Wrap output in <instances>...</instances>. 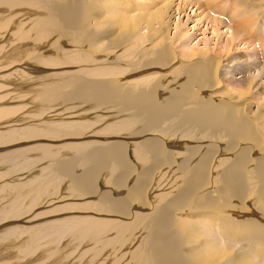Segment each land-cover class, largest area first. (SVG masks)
Returning <instances> with one entry per match:
<instances>
[{"label": "bare ground", "instance_id": "1", "mask_svg": "<svg viewBox=\"0 0 264 264\" xmlns=\"http://www.w3.org/2000/svg\"><path fill=\"white\" fill-rule=\"evenodd\" d=\"M6 1L7 3H5ZM134 1L136 12H132V10L131 12H121L122 14L119 16L118 13L122 10L119 7L113 8L111 6V3H119L114 0H53L50 2L43 0L42 3L37 0L38 3L35 4L38 5L35 7H43L45 10H42L43 16L40 14L42 18L35 19L36 17L33 18L35 16L33 15L31 16L32 19H29L30 21L36 20L33 21L34 23H29L34 26L29 32L33 31L32 29H35L37 33L41 32L39 33L40 36L35 34L36 37L33 38L42 39L45 36L48 41V35L57 34L61 38L62 36H70L73 45L70 42L61 41L62 46L57 44L58 48H55L57 49L55 52L58 54L55 55L51 52L55 55H51V58L49 55H38L39 51L35 52L36 50L32 46L35 43L31 44L32 40L28 37L30 38L28 39L29 45L28 43L25 45L26 48H29L28 51L24 45L19 46L20 42H18L19 44L16 43L18 46L9 51L7 60L5 58L2 59L3 61L0 59L2 70H7L6 68L9 69L12 65L21 64L22 66H30L29 64H31L35 67L33 59L39 64L44 63L53 68H58L60 65L71 67L76 64L91 66L92 64L96 65V63L98 65V62L107 65L120 62L116 59L115 54L114 57L109 54L111 52L113 54V51H120L125 46L127 49L124 56L127 57L131 66L128 69L126 67L127 71L122 72V80L119 83L110 79L98 81L99 79L96 78L97 81H94L93 78H87V75L84 77L83 70V77L73 76L74 73L71 70L68 72L70 74L68 77L64 75L61 77L58 74L61 78L52 83L49 82L53 76L50 77L51 79L48 78L50 79L48 84H53L54 90H51L53 88L50 90L46 88L49 91L46 92L45 89L43 96H45L46 102H52L49 99H57L59 96L61 97L60 104L65 106H71L69 103L71 100H78L81 103L98 100L105 105L114 104V108L106 110V112H112H109V115L106 114L105 119L108 120L111 116L113 119L121 120L111 122V125L105 127L107 131L96 129V132L85 133L83 123L79 121L74 125L75 128H80L78 129L80 132L74 130L77 133L69 131L68 122L62 123L61 129L53 128L50 125L41 127L44 124L42 122V124H37L41 128L34 127L35 124H32V126L20 128V130L15 128L2 132L1 137L5 140L4 144L7 145H11L13 142L29 143L38 140L58 142L63 139L68 140L71 137L84 138L85 140L92 138V142H99L95 146L89 144L92 148L86 153L81 154V149L77 154L70 155L58 162L57 167L61 171L55 170L54 174L56 175L49 177L50 180L47 178L48 183L46 185L37 179L30 180L29 184L35 186L32 191L30 189L28 192L29 195H32L28 214L34 208L44 207L47 204L49 206L55 202L62 203L69 197L77 199L87 196H94L95 198L96 196L95 210L99 215H116L125 218V220L131 218V221L129 220L127 223H123L119 219L120 223L112 224L118 231L115 232V235L119 233V238L127 239L129 236L126 240L127 244L121 243L126 247L125 250L130 248L134 252L133 255H130L131 259L126 260V264H264V211H259L260 208L264 209V44L262 43V49L260 46L254 45L255 49L253 48V50L256 52L245 50L249 53L244 56L243 54L237 56V51L234 48L236 33L243 30L250 32L251 24L258 22V18L255 16L248 17L254 7L251 12L248 9L235 14L241 6H247L246 0L241 3L239 0H222L225 1L226 5H231L233 10L230 12L227 10V12L233 13V16L236 15L238 20H235L237 22L235 25L234 19L231 16L228 17L227 23L229 29H232V33L222 32L223 35H231L226 41L217 43L218 47L213 50L209 45V41L211 38L213 40V37H203L205 40L203 47L199 43H195L194 46L189 45L187 39L188 45H183L187 33L181 30V23L177 24L175 34H171L174 15L177 14L180 18L181 15L187 16L189 12L187 9L191 4L194 5V8L196 5H199L196 6L199 9L203 8L198 0H180L184 3L180 2L179 6H177V0H161L160 2L155 0L154 3ZM219 1L210 0L211 4L208 3V5H217ZM2 2L5 3L3 4L5 8L7 7L6 11H9L10 8L15 9L13 8L14 5L20 7L23 3L26 5V0H0V4ZM28 2L30 3V1ZM3 5L0 6L3 7ZM26 8L30 7L26 6ZM101 9L103 12L99 13ZM97 10L100 11L96 13ZM109 10L111 13L107 15L106 11L109 13ZM10 11L12 12V10ZM212 11L217 12L218 10ZM258 11L260 9L256 12ZM12 14V16L16 15ZM105 14V17H99ZM9 17V15L0 17V28L12 24L8 20ZM232 23L235 26L231 25ZM118 27L125 31V36L122 37L124 42L113 46L117 41L111 37L115 33L112 32ZM145 28L148 29L147 32H143ZM210 28H213L211 34H216V36L221 34L219 26L212 25ZM207 29H204L203 33ZM1 31L4 30L0 29ZM117 33H121V31ZM214 38H216L215 41L218 40L217 37ZM37 41L38 43L42 42V40ZM57 45L54 42L52 46ZM68 45L76 48L75 53L65 50ZM1 48L0 56L4 55L7 50V47L1 46ZM14 49H20V52ZM32 49L36 53L35 56ZM45 49L47 50V48ZM61 51H64V54L72 53H70V58H66L67 61H63L61 60L62 57H59ZM96 51L102 52L107 57L98 58L100 56L98 53L96 55ZM31 54L34 58H31ZM28 57L32 60L29 59L28 63L25 64ZM128 59H132V61L129 62ZM143 60L147 62L144 63ZM36 61L35 63H37ZM181 67L184 69L182 70ZM17 69L19 68H16L15 72ZM118 69L120 68L118 67ZM35 70L43 71L37 68ZM84 70L88 72L90 69ZM105 70H96V77L106 75V72L109 71ZM142 72H146L147 75L142 76L140 80L138 76ZM182 73L185 75L181 76ZM236 73L239 74L235 77ZM44 75L47 77L50 74ZM37 76L38 79L41 77ZM135 76L137 77L134 78ZM137 79H139L138 81L145 79L146 86L140 87V90L135 92L132 86L133 84L135 86ZM149 80L151 81L149 82ZM61 82L62 84H60ZM44 83L46 84V82ZM54 83L58 84L55 86ZM36 84H40L39 81L38 83L36 81ZM66 85L71 88L64 92L63 87ZM205 90L208 91L207 95L200 96V92ZM157 94L165 95V97L159 98ZM3 106L0 108V123L5 122L1 123L0 127H9L14 108L9 105V108H4L6 105ZM55 106L57 105L55 104ZM93 106L96 109L100 105ZM45 107L41 109L43 112ZM65 109H74V107ZM18 110L20 109L18 108ZM56 111L58 110H51V114H48L51 116L50 118L55 117ZM59 112L61 113V111ZM60 113L56 116H61ZM79 114L81 113H78L77 116ZM77 116L75 115L74 118ZM52 119L50 120L51 123L53 122ZM17 120L11 119L10 122ZM56 120L59 119L56 118ZM59 121L62 122L61 119ZM20 123L17 122V124ZM58 123L55 124L54 122L55 126ZM26 131L30 132L27 133ZM104 131L107 135H104ZM22 132H26L25 136L29 137L24 138ZM115 137H118L117 140ZM22 139L23 141H21ZM34 145H38L37 149L44 152V156L48 153H50L49 155L59 154L62 152L61 150L73 146L70 143H65L50 150L52 145L45 142ZM127 148L132 150V161L127 154ZM21 149L19 148V150ZM71 149L73 148L71 147ZM34 150L36 151V149ZM16 152L18 153L15 154ZM19 153L22 155L18 150L0 152V156L13 159ZM78 165H80L81 170L77 174ZM107 168H110V171H108L106 179H110L113 187L122 191L118 197L110 196L112 191L99 189L97 186L96 182L101 176V172ZM57 172L63 176L62 180L68 179L65 183L66 186L62 189V180L58 182L56 180ZM110 176L113 178L111 179ZM128 181L130 184L127 185ZM50 187L53 188L52 191L50 190L53 194L49 192L50 194L47 195L46 190ZM12 188L14 189V187ZM67 203L63 206L50 208L40 214L37 213L35 216L31 215V219H25L26 221L22 219L25 211L20 207H14L12 212L11 210L4 212L0 221L8 220V225L0 230V240H16L24 236L25 232H29L25 244L21 247L22 250L19 248V252L25 253L26 256L32 255L33 252H36V249L32 247L34 246L32 238L39 234L48 221L31 226L17 223L13 225V221L23 220L24 223H28L47 214L78 210L79 207L82 211L90 208H84L83 205L75 206L72 202ZM23 208L26 207L23 206ZM53 221L51 222L52 227L61 236L68 232L75 235L77 231L89 234V236L90 234L101 236L102 233L106 232V229L112 230L113 228L109 226L110 223L85 216H65L60 219L55 218ZM111 233L113 232L111 231ZM120 234H124L123 236L126 237H122ZM107 235L109 236L108 233ZM79 236L85 237L82 233ZM113 238L116 237L113 236ZM100 240L102 241V239ZM96 243H100V241L98 240ZM134 245L135 248L132 250ZM19 252L17 253L19 254ZM56 252L53 251V253ZM42 254L44 256L46 253ZM7 255L10 256V254ZM51 256L53 257V255ZM9 261L13 262V260H8L2 264L9 263ZM41 262L44 261L34 263L32 261L31 263L41 264Z\"/></svg>", "mask_w": 264, "mask_h": 264}, {"label": "rangeland", "instance_id": "2", "mask_svg": "<svg viewBox=\"0 0 264 264\" xmlns=\"http://www.w3.org/2000/svg\"><path fill=\"white\" fill-rule=\"evenodd\" d=\"M27 1H30L32 7H31V5H30L29 2L27 3ZM39 1H40L39 3H42L43 2V0L42 1L39 0ZM50 1H53V0H49V2ZM111 1H113V0H111ZM114 1H117L119 3H111L112 4L111 6L113 8L114 7L115 8H118L119 7L122 10V11H120L118 13L119 16L122 13H125L127 11H130L131 12V10H132V12H136V10H135L136 7H134L135 6L134 5V3H135L134 0H114ZM140 1L141 2H146V3H148V2L149 3H151V2L154 3L155 2V0H140ZM156 1L160 2L161 0H156ZM198 1L201 3V5H202L203 8H200L199 9V7H196V6H199V5H196L195 8H194L193 7L194 5L191 4V5L188 6L189 9H187V10L190 13L188 12L187 16L181 15V18H180L179 15H177V14L174 15V17L172 19L173 20V24H172L171 34H175V32L177 31V24L178 23H181V28H182L181 30H183L184 32H186L188 34V36H187V34L185 35L186 38L184 39L183 45L184 44L185 45L186 44L188 45V43H186V39H187V42H189V45L194 46L195 43H199V45H201V47H203L204 41H205V40H203V37H205V36L206 37H210V38L213 37V40L211 38V40L209 41V45L214 50V49H216L218 47L217 43L224 42V40L226 41L229 38V35H231V34H229V35H227V34H224L223 35L222 34V32L223 33L224 32L225 33H228V32H231L232 31V29H229V26H228V23H227L229 21L228 17L231 16V18L234 19V22L233 23L235 25L237 24V22H235V20H238V19H236V17H237L236 15L233 16V13H228L227 12V8H226L227 5H226L225 1L220 0L219 1L220 3L217 2V5L212 4V5H210L211 7L208 5V3L211 4L210 3V0H206V2H205V0H198ZM239 1L241 3L243 0H239ZM36 2H37V0H26V3H25L26 5H24V3H23L24 8H23V5L22 4H20V5H22V7H20L19 5L18 6L17 5L16 6L14 5L13 8H15V9H11L10 8L9 11H6L7 10V7L5 8V6L3 5L5 3H7V1L5 3L2 2V4H0V5H3V7L0 6V17L1 16H4V15H9L11 17V19L9 17L8 20H10V23H12L11 25L9 23H7V24H9L8 27L5 26L4 28H0V29L4 30V31H1L0 32V44H1L0 45V49H2L1 46L3 48H6L7 47V50L5 51L6 53H4V55H1L2 57L0 56V59L1 60L2 59L4 60V58H5V60H7L9 58L8 57L9 56V51H11V49L17 47L18 46L17 44H19L18 42H20L19 46L21 45V47L23 45L25 47V45L27 43L29 45V42L30 41L28 39H30V38H31L30 40H32L31 41V44L32 43H35V44H32L33 48H35L34 50H36L35 52H38L39 51L37 54L38 55L41 54L42 56L43 55L44 56H48V55L51 56V55H53L51 52H53L55 55H57L58 53L55 52L57 49H55V48L56 47L58 48V45L59 46H62L61 41H64L65 43H69L70 42V44L73 45L71 43L70 36H66V37H63L62 36V38H61L57 34H53L54 36L53 35H48V41H47V37H45V36L42 37V39L41 38H39V39L33 38V37H36L37 34L40 36L41 34H39V33H41V32H38L37 33V31L35 29H32L33 31H30L29 32V30H31V28L34 27L32 24H29V23H34L36 21V20L33 19V20H31L32 21L31 22L29 19H32L31 16H33V15H35L33 17V18L36 17L35 19L42 18V16H43L42 10H45V8H43V7H37V6L35 7V5H38V4H35ZM46 2H48V1H46ZM177 2H176L177 3V6H179V3L181 1L180 0H177ZM255 2H257V3H255ZM32 3H34V4H32ZM181 3H184V2H181ZM245 3L247 4V6H241L239 8V11H237V13H235V14H239L241 11H246L248 9H249V12H251L252 8L254 7V9L252 10V12L254 14H251L252 13L251 12L250 13V16H248V17H251L252 15L255 16L256 18H258V21H259L258 26L261 25V20L264 19V15H260V14L262 12H264V0H262V1L261 0H246ZM144 5H147V4H144ZM26 6H28L30 8H26ZM190 6H191V8H190ZM144 7H147V6H144ZM216 9L218 10L217 12L216 11L215 12H212V10H216ZM258 9H260V11L256 12ZM10 10H12V12ZM31 10L32 11L34 10L33 12L36 11V13L33 14V12ZM98 11H100V10H97L95 12L97 13ZM228 11L230 12V10H228ZM102 12H103V10L101 9V12H99V13H102ZM12 13H14L16 15L15 16H12L13 15ZM110 13H111L110 10H109V13H107V11H106V14L107 15L110 14ZM220 13H223L225 15V17H223V15L220 14ZM40 14H42V16ZM106 14L105 15H102V16H99V17H101V18L102 17H105ZM227 19H228V21H227ZM219 20H220V22H222L220 25H219L220 22H218ZM233 23L231 25H234ZM262 23H264V21H262ZM30 25H31V27H29ZM212 25H216L217 27L219 26V30L221 32V34H219V36L218 35L216 36V34L215 35L211 34L213 28H210V27H212ZM256 25L257 24H254V23L251 24V28L249 29L250 32L249 31L245 32L243 30L244 32L243 31H239L238 33H236V36L235 37L238 40L236 38L234 39L235 40V42H234V48L237 51V56H239V54H243V56H244L247 53H249V52H247L245 50L255 51L256 52V50H253L254 45H256V43H258L259 44L258 46H260V47L263 46V44H264V33L261 31L260 28H258V26L256 27ZM254 27L256 28V32H253L252 33L251 31H252V29ZM257 28H258V30H257ZM204 29H207L208 30V31L207 30L205 31L206 34L203 33L204 32L203 31ZM227 29H229V30H227ZM34 31H36V32H34ZM119 31H121V33H117ZM147 31H148L147 28H145L143 30V32H147ZM257 32H259V33H257ZM112 33H114V34L111 37H113L115 39V41H117V43L116 44H113V46H117V45L122 44L124 42L123 41V38H122L123 36H125L124 29L121 30L118 27V29H115ZM28 37H30V38H28ZM50 37H51V39H50ZM214 37H217L218 40L215 41L216 38H214ZM45 38H46V40H45ZM64 38H67V39H64ZM25 39H27V40L25 41ZM49 39H50V41H49ZM37 40H42V42L43 41L44 42L43 43L42 42L38 43ZM190 40H192V41L190 42ZM200 40H203V42H200ZM23 41H25L26 43L23 42ZM48 42H51V43L48 44ZM54 42H55V45L58 44L55 47L52 46V45H54ZM5 45H6V47H4ZM34 45H37V46L34 47ZM42 45H44V46H42ZM49 45H51V46H49ZM100 45H102V44H100ZM209 45H208V47H210ZM213 45H215V46L213 47ZM32 46H30V47H32ZM235 46H237V47H235ZM26 47H25V49H27V51H28L29 48H26ZM69 47H71V46L68 45L65 50H67V51L68 50L69 51H73L75 53L76 48H73V47L69 48ZM42 48H43V51L44 52L42 51ZM45 48H47V50ZM122 48L123 49H120V51H115V52L113 51V54H111L112 53L111 52L109 55H113V57H114V54H115L116 59H118L120 62L121 61H123V62L122 63H120V62H114L115 64L114 63L113 64H107L109 68L106 67L107 66L106 63H103V62H98V65L95 62L96 65L95 64H92L91 66L90 65H85V64H76L77 66L75 65V66H71V67H66L68 65H65V66L64 65H60L59 67H61V68H59V67L58 68H55V67L53 68L52 66L45 65L44 63L43 64L40 63L41 64L40 65L36 60H34V59L32 60L29 57L27 58L25 64H27L28 63L27 61H29V59H30V60H32L34 62L35 67H34V65H31V64H29L30 66H26V65L22 66V64H21V65H16L17 67L12 65L11 67H9V69L6 68V67H4L7 70H5V69L2 70V68H0V97H2L0 99V108H2L1 106H3V105L4 106L6 105L5 107L3 106L4 108H9L8 105L10 107L13 106L14 110L16 111V109H17L18 112L16 111V113H14L15 111L13 110L12 117H10V121H11V119H16V120L19 119L20 120V121H18V120L17 121H12L13 123L9 121V123H10L8 125L9 127H0V147L2 145H4L3 148L0 149V152H7V151L8 152L9 151L10 152H13L15 150H18L19 152L22 153V155H20V153L18 155H16V156L14 155L15 157H13V159H11V158L8 159L5 156L3 158L2 156H0V217H1L2 214H4V212L9 211V210H11V212H12L13 209H14V207H18V208L20 207L21 209H24V211H25V214L23 215V218L22 219H24V220L25 219H31L30 218L31 215L35 216V215H37V213L40 214L41 212H45V211H47L50 208L52 209L53 207L63 206V204L66 205L67 200H68V203L69 204L72 202V204L75 205V206L83 205L84 208L90 207V208H88L89 210L88 209H85L83 211L79 207L78 210L63 211V213H59V214L58 213H54V214H50V215L47 214L46 216H41V218L33 221L34 223L33 222L24 223L23 220H18V221L15 220V221H13V223H12L13 225L15 223H17L19 225H28V226L37 225V224H43L44 222H47V221L48 222L46 223V226L41 229V231L39 232V234L36 235V236H34L32 238V242L34 243V246H32V247H34L36 249V252H33L34 250L32 251L34 255L31 253L32 255L26 256L25 253L23 254V253H20L19 252L20 251L19 248L21 249V247L25 244L26 236L29 234V232H25V235L24 236H21L20 238H17L16 240H13V239L11 241L0 240V264H2V262L8 261V260H13V262L9 261V263L7 262L5 264H30L32 261H33V263L34 262L44 261V262H41V264H112V263L113 264H126L127 263L126 260L129 261L131 259V256L130 255H133L134 254V252L131 251L130 248H129L130 250L129 249L128 250H125L126 247H124V244H121V243H124V242L127 244L126 240H128V237L129 236L127 237V239L124 238L125 240L123 238H119L120 237V236L118 237V234L119 233L116 234L117 236L115 235V232H118V231H116V228H114L113 227L114 225H112V224H115V223H120V221H122L123 223L124 222L127 223V221H129V220L131 221V218H129V220H125V218H122L121 216H116V215H106V214H104V215L103 214H100L99 215V213L96 212L97 210H95L96 209L95 206H96V203H97L96 196H95V198H94V196H87V197H84V198L83 197H80V198H77V199H75V198L73 199V198L69 197V199L65 200L62 203H60V202H57L56 203L55 202L53 204H50L49 206L47 204V206H44V207L41 206V207L34 208L33 211L30 214H28V211L30 210L28 208L31 207V205H30V203H31L30 199L32 197V195L31 194L29 195L28 192L30 191V189L32 191V188L35 186L34 184L33 185H30L29 184L30 180L37 179L38 181H41V182H43V184L46 185V183H48L47 180L49 179V177H51L53 175H56V174H54L55 170L61 171L59 169V167H57L58 162H61L62 159H65V158H67L70 155L77 154L78 152H80L79 150H81V149H82L81 150L82 152H80L81 154L86 153L89 149L92 148L91 145L92 146L98 145L99 142H97V143L94 142V141L92 142L91 141L92 138H86V140H85L84 138H77L76 139V138L71 137V138H68V140L67 139H63V140L58 141V142L57 141H54V140H52V141H48V140H44V141L43 140H38V141H31L29 143L23 142L24 144L23 143H20V142H18V143L17 142H15V143L13 142V143H11V145L10 144L7 145V144H4V141L5 140L2 139V137H1V134H3L2 132H7L10 129L13 130L15 128L16 129L19 128V130H20V128H25V127H28V126H32V124L33 125L35 124L34 127H36V126L40 127L37 124H42V122L44 124H43V126L41 125V127H45V125H47V126L50 125L51 127L58 128V129H61L60 128V125L62 123H65V122L67 123L68 122L67 123V127L69 128V131L76 130L77 132H80V130H78L80 128L79 127L78 128H75L74 125H76L79 121H82V123H83L82 126H84L83 127V131L85 133H93V132H96L98 129L99 130H106L107 126L111 125V122H115L117 120H121V119H113V118H111V116L108 118V120L105 119L106 116H107L106 114L109 115V112H112V111L106 112V110H109V109L114 108V104H111L112 106L110 104L105 105V104L100 103L98 100H92V101H88L86 103L85 102H82L81 103L78 100H73V101L71 100L69 103L71 104L72 107H74V109L76 110L75 111L74 109H65V108H68V107L70 108L71 106H65V105L60 104V102H61L60 101V98L61 97L58 96L59 98L57 97V99H49V100H52V102H46V98H45V96H43V94L45 93V89L46 88H48L49 90L51 88H53V84H48V82L50 81V79L52 78V76H53V78L51 79V81L49 83H52L53 81L59 80L61 77H64V76L65 77H68L70 75L68 72H70L71 70L74 73L73 76L83 77V74H84V77L87 75L86 76L87 78H90V79L93 78L94 81H97V79H99L98 81H100V80L101 81H105L107 79H110V80H113V81H116V82L119 83L122 80L121 79L122 72H125V71H127L128 68H131V66L129 65V63L127 61V57L125 58V56H124V55H126L125 53H126L127 47L123 46ZM261 49H262V47H261ZM14 50L17 51V52H20V49H14ZM263 50H264V48H263ZM32 51H33V49H32ZM63 52L60 54L59 57H62L61 60L67 61L68 57L70 58V56H71L70 55L71 52L65 53L67 56ZM250 53H252V52H250ZM6 54H7V56L5 57ZM259 54L261 55V52H259ZM33 55L34 56L36 55V53H34V51H33ZM33 55L32 54L30 55V56H32L31 58H34ZM55 55H53V56H55ZM96 55L100 56V57L97 56L100 59H104V58L107 57V55L102 54V52H100V51H96ZM64 56H66V57H64ZM122 56H123V58L125 60L124 59L122 60ZM51 58H52V56H51ZM132 58H134V57H132ZM1 60H0V65H1ZM237 60L239 61L238 58H237ZM35 61L37 63H35ZM124 61H125L126 64L124 63ZM131 61H132V59L129 60V62H131ZM136 61H138V60H136ZM143 62L146 63L147 61L146 60H143ZM84 66L86 68H83ZM117 66L120 69H118ZM120 66L122 68H124V66H125L124 69H126V67H127V69L124 70ZM100 67H103V68H100ZM110 67H113V68H110ZM16 68H19L16 71L17 73L15 72ZM36 68L37 69H42L43 70L42 71L43 73L41 72V70H39V71L35 70ZM181 68H182V70L184 69L183 67H181ZM25 69H27V70L25 71ZM84 69H90L88 71L89 73L91 72L90 75L87 72V70H84ZM95 69L96 70H100V69L104 70V69H106L105 71H109V72H106L107 73L106 74L107 76L106 75H104V76L103 75H101V76L99 75L98 77H96L95 73L97 74V71ZM82 70L84 71V73H83ZM130 71H131V69H130ZM40 73H41V75H40ZM103 73H104V71H103ZM30 74H33L34 76L33 75H30ZM44 74L49 75V76L45 77ZM116 74L119 77H117ZM140 74L141 75L138 74L139 75L138 77H139L140 80H141L142 76L144 77L145 75H147L146 72H142ZM237 74H239V73H236L235 74V77L237 76ZM183 75H185V73H182L181 74V76H183ZM36 76L37 77H40L41 76L40 77L41 79L40 78L39 79L36 78ZM112 77H115V78H112ZM136 77L137 76H135L134 78H136ZM48 78H50V79H48ZM139 79L135 80L136 81L135 86H137V87L135 88L134 84L132 86L133 89H135L134 90L135 92H138L137 90L138 89L140 90V87L146 86L145 85L146 84V80L144 79L145 81L144 80L138 81ZM36 81H37V83L39 81V83L40 84L42 83V85L36 84ZM150 81L151 80H149V82ZM44 82H46V84ZM140 82H142V83H140ZM57 84L58 83H56V84L54 83L55 86ZM60 84H62V82ZM128 85H131V83L130 84L128 83ZM16 86H17V88H16ZM48 86H50V87H48ZM29 88H30V90H29ZM70 88L71 87H69V86L66 85L65 87H63V90H65L64 92H67V91L70 90ZM221 89H219V90H221ZM51 90L53 91L54 88L51 89ZM46 92H49V91H47V89H46ZM56 93H58V92L56 91ZM207 93H208L207 90L201 91L200 92V96L207 95ZM157 96H159V98L165 97V95L162 96L160 94H157ZM43 102L46 104L45 106H47V107L44 106V103ZM54 103L57 106H55ZM93 105H96V106H99L100 105V106H99V108L97 107L95 109ZM14 106L17 107V108L15 109ZM42 107L43 108L45 107L44 112L41 110ZM106 107H108V108H106ZM18 108L20 110H18ZM48 108H50V109H48ZM51 110H58V111H56L57 113L54 115L55 117H52L53 119L50 118L51 116H49L51 114ZM41 111L43 112L42 113L43 115L40 113ZM59 111H61V113ZM82 111H83V113H82ZM58 113H60L59 115H61V116H56V115H58ZM64 113H65V115H64ZM78 113H81V114H79L77 116ZM44 114H45V116H44ZM75 115L77 117L74 118ZM69 116H73V117H69ZM63 117H65V118H63ZM56 118L59 119V120L61 119L62 122H60L59 120H56L59 123L56 122L55 121ZM51 119L53 121L52 123L50 121ZM99 120H101L102 122H100ZM4 122H1V123H4ZM14 122H16V123L14 124ZM17 122H21V123L20 124H17ZM54 122H55V124L58 123L59 126L58 125L55 126ZM70 122H73V123H70ZM85 122H86V124H84ZM1 123H0V125H2ZM102 124H104V125H102ZM13 125H15V126H13ZM88 127H89V130H88ZM76 131H74V132H76ZM106 131H104V135L105 134L107 135ZM26 132L29 133L30 131H26ZM26 132H22V135L24 136V138L29 137V136H25L26 135ZM110 132H111V130H110ZM115 138H116L115 140H117L118 137H115ZM21 141H23V139ZM44 142L52 145L50 147V150L51 149H54L55 147H60L61 144H65V143L72 144L73 146H71V147L73 149H71V147H70L69 149H65L66 152H64L65 150H61L62 152H60L59 154L58 153H55V154L49 155L50 153H48V154H45V156H44L43 155L44 152H40L37 149L38 148L37 147L38 145H34V144H38V143L44 144ZM29 144H31V145H29ZM89 144H91V145H89ZM127 147H128V145H127ZM19 148L20 149L22 148V149L19 150ZM6 149H8V150H6ZM11 149H13V150H11ZM34 149H36V151ZM83 149H85L84 150L85 152L83 151ZM128 149L129 148H127V154L129 156L130 160L132 161L133 160L131 158V155H132V152L131 151L132 150H130V149L128 150ZM35 152L37 153V155H36ZM70 152H71V154H70ZM17 153L18 152H16L15 154H17ZM2 159L5 162L1 161ZM14 159H16V160L14 161ZM7 160H9V161H7ZM80 170H81L80 169V165H78L77 174L80 172ZM105 171H106V173H105ZM108 171H110V168L109 169L108 168L107 169H104L101 172V174H100L101 176L98 178V181L96 182L97 183V186L99 187V189H102L103 188V189L109 190V192L112 191L111 194H110V196H112V197H118L119 195L122 194V191L119 190V189L117 190V188H114L113 187V183H110L111 182L110 179L109 180L106 179L107 178L106 175H107ZM1 175H3V176H1ZM111 175L113 176V173ZM112 176H110L111 179L113 178ZM38 178H40V179H38ZM56 178H57L56 180L58 182L59 180H62L61 178H63V176H60V174H58V172H57ZM67 181H68L67 178H65V181H64V179L62 180V187H61V189L66 186L65 183ZM128 184H130L129 181H128L127 185ZM25 186H27V188H25ZM12 187H14V189ZM52 189H53L52 187H50L49 189H47L46 190L47 191L46 194L47 195L50 194L49 192H51ZM27 193H28L29 196L27 195ZM51 194H53V193L51 192ZM86 198H88V199H86ZM69 200H71V201H69ZM23 206L26 207L27 209L26 208H23ZM80 211H82V212H80ZM259 211L263 212L264 209H261L260 208ZM64 212H66L67 214L66 213L64 214ZM76 212H77V214H76ZM9 214H10V212H9ZM72 215L74 217L85 216V217H92L93 219L94 218L95 219L98 218V220H103L104 223H110L109 226H112L113 228H112V230L106 229V232L105 233H102L101 236L100 235L94 236L92 234H90V236H89V234H86V233H83V232H78V231H77V233L75 232V235H74V233L68 232V233L64 234L63 236H61L58 232L55 231L56 229L52 227L51 222H54L53 219H55V218L56 219H60V218H63L65 216L72 217ZM101 215H103V216H101ZM119 219H120V221H119ZM123 220H125V221H123ZM20 222L23 223V224H21ZM7 225H8V220H2V221H0V230L2 228L7 227ZM9 225H11L10 222H9ZM109 228H111V227H109ZM129 228H131V227H129ZM111 231L113 233H111ZM78 233L79 234L82 233L83 235H85V237L84 236L83 237L82 236H79ZM107 233L109 234V236L107 235ZM112 235L115 236L116 238L117 237L118 238L117 239L116 238H113ZM120 235L122 237H126V236H123L124 234L123 235L120 234ZM85 239H87L88 241L85 240ZM100 239H102V241ZM98 240L100 241V243H96V241H98ZM91 241H92V243H91ZM117 242H118V244H117ZM85 243H86V245H85ZM113 247H115V248H113ZM119 247L120 248L123 247V248L120 249ZM134 248H135V245L132 247V250ZM52 250L53 251H57V252L56 253H53ZM115 251H116V253H115ZM17 252H19V254ZM42 253H46V254H44V256H42L43 255ZM7 254H10V256H8ZM48 254H50L49 255L50 257L49 256H45V255H48ZM51 255H53V257ZM41 256H42V258H41ZM123 257H125V258H123Z\"/></svg>", "mask_w": 264, "mask_h": 264}]
</instances>
